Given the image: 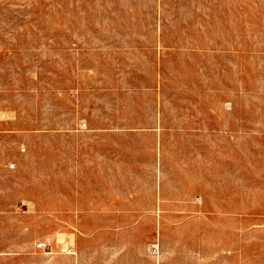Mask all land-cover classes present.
Listing matches in <instances>:
<instances>
[{
	"label": "rangeland",
	"instance_id": "374dc122",
	"mask_svg": "<svg viewBox=\"0 0 264 264\" xmlns=\"http://www.w3.org/2000/svg\"><path fill=\"white\" fill-rule=\"evenodd\" d=\"M0 264H264V0H0Z\"/></svg>",
	"mask_w": 264,
	"mask_h": 264
}]
</instances>
